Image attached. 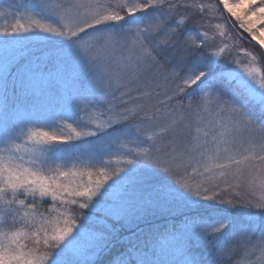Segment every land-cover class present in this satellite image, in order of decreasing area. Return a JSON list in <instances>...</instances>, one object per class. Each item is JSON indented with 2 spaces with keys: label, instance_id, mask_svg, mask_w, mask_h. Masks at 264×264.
<instances>
[{
  "label": "snow or ice",
  "instance_id": "1",
  "mask_svg": "<svg viewBox=\"0 0 264 264\" xmlns=\"http://www.w3.org/2000/svg\"><path fill=\"white\" fill-rule=\"evenodd\" d=\"M258 25L264 0L0 7V264H264V70L233 55ZM162 208L171 259L116 239Z\"/></svg>",
  "mask_w": 264,
  "mask_h": 264
},
{
  "label": "rangeland",
  "instance_id": "2",
  "mask_svg": "<svg viewBox=\"0 0 264 264\" xmlns=\"http://www.w3.org/2000/svg\"><path fill=\"white\" fill-rule=\"evenodd\" d=\"M18 2H19V0H0V7H6L9 4L18 3ZM203 2L216 3V0H203ZM257 4H259V0H257ZM238 11L243 13L244 11H250V8H249V6L246 5L244 8L238 9ZM224 14L227 15L226 12ZM220 22L221 21L213 20L210 23L216 24V23H220ZM258 26L264 27V25H258ZM203 30L207 31L208 29L205 28ZM245 36H247V34H245ZM2 39H3V37H0V40H2ZM254 42L257 43L256 41H254ZM244 49H246L247 51H249V52H251V53H253L254 55L257 56V65L256 66L260 67L262 70H264V56L261 55V52L258 49L255 50L247 42H242V49L239 52L234 50L233 51V55L237 56V58L240 59L241 63H249V58L244 55V52H243ZM263 50H264V48H263ZM236 68H237V65L230 64V63H227V62H224V63H222L220 65V70L222 72H224V73H229L233 69H236ZM227 79H228V77L225 76V80L226 81H227ZM62 85H63V81L60 80L59 78H57L56 82L53 85L52 92L55 93L57 90L62 89ZM36 87H40L39 83H37ZM250 107L252 108V111L255 113V115L257 117L261 116V113L259 111V107L258 106L252 107L250 105ZM155 182H156L155 180L150 181V183H155ZM45 207H47V205H45ZM180 213H181V211L178 210V209L166 208V209L161 210V211H159V212H157V213H155L153 215H154V218L155 217H159V216H165V215H173L174 217H177V216L180 215ZM102 215H103V213L98 214V216H102ZM174 220H176L178 223L175 224L174 222H172ZM182 220H183V217L182 218H177V219H170L168 221H165V222H170L169 225H168L169 226V228H168L169 233H168V235H165L166 232H165V234L159 235V236H162V238L159 239L160 241H158L156 243V245H154L153 247L158 248V249H165V250L171 251V258H172V255L177 253V247H178V242H179V232L175 233V230L177 228H179V227H182ZM126 226H128V225L125 224V225L121 226L120 224H116V227L119 229V231L125 230L124 228ZM173 226H175V228ZM129 238L132 239L134 242H137V243L139 241H142V237H141V239H138L137 237L132 236V233L124 236L123 241H127ZM124 244H127V243H124ZM142 251H146L148 254L152 252L151 250L147 251V249L146 250L142 249Z\"/></svg>",
  "mask_w": 264,
  "mask_h": 264
},
{
  "label": "trees",
  "instance_id": "3",
  "mask_svg": "<svg viewBox=\"0 0 264 264\" xmlns=\"http://www.w3.org/2000/svg\"><path fill=\"white\" fill-rule=\"evenodd\" d=\"M247 43H249L255 50L258 49L261 53H264L263 48H261L258 44L251 43L250 39L247 41ZM40 55H41V52H39V51L35 52L36 57H38ZM33 58L35 59V57H33ZM51 69H52V65H51V63H49L48 68H46L45 70L48 71ZM62 88H63V85H62ZM45 205H47V204H45ZM164 209H166V208H164ZM164 209L162 208V209L156 210L155 212H149L143 218L135 221V223L133 225L126 226L124 228L125 230L119 231L117 233L116 239L117 240H123L124 236H126L132 232H136L137 236H135V237H137L138 239H141V237H142V241H139L138 243L144 244L145 241L147 242V247L143 248V250L147 249V251H150V250L152 251L155 248L153 246L156 245V243L158 241H160L159 239L162 238V236H159V235L165 234V232H166L165 235H168V233H169V231H168L169 226L168 225L170 222H165V221H168L170 219L182 218L181 213L177 217H174L173 215H165V216H159V217L154 218L153 214H155L161 210H164ZM85 211H87V210H85ZM241 214L242 213H237V216H240ZM172 222H174L175 224L178 223L176 220H174ZM181 228L182 227L177 228L175 230V233L179 232V230ZM127 246H128L127 244L117 243L116 248L113 250V252L109 255H106V256L101 255L96 260V264H108V261H110L114 255H116L118 252L124 251L125 247H127ZM153 251H155L157 253V255L161 256V258H163V259H171V251H169V250L155 248ZM195 251L203 252V249H195ZM152 252L149 253V257L152 256ZM251 258L253 260L256 259L255 256H252Z\"/></svg>",
  "mask_w": 264,
  "mask_h": 264
},
{
  "label": "water",
  "instance_id": "4",
  "mask_svg": "<svg viewBox=\"0 0 264 264\" xmlns=\"http://www.w3.org/2000/svg\"><path fill=\"white\" fill-rule=\"evenodd\" d=\"M251 43H253V44H257V43H255L254 41H251Z\"/></svg>",
  "mask_w": 264,
  "mask_h": 264
}]
</instances>
